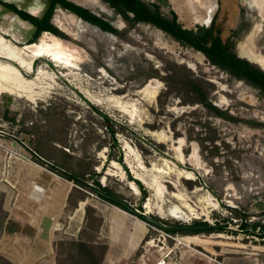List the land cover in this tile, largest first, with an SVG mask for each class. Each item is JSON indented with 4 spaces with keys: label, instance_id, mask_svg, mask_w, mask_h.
<instances>
[{
    "label": "rangeland",
    "instance_id": "1",
    "mask_svg": "<svg viewBox=\"0 0 264 264\" xmlns=\"http://www.w3.org/2000/svg\"><path fill=\"white\" fill-rule=\"evenodd\" d=\"M145 1L159 3L168 16L175 10L186 28L206 25L180 0ZM216 1L213 18L236 41L238 53L259 24L255 50L264 55V22L254 1ZM77 4L112 20L120 34L58 7L52 22L81 52L78 68L42 57L36 68L48 67L25 89L36 100L0 92V255L13 264H39L21 260L28 243L2 235L13 209H29L34 197L48 195L47 187L41 192L34 183L52 172L59 213L52 220L58 227L54 264H155L162 256L172 264H264L260 229L250 233L242 225L264 223V94L152 23L129 29L102 0ZM12 6L41 17L48 0H0V32L23 46L36 28ZM151 81V89L142 91ZM82 201L84 212L78 211ZM42 204L32 206L39 216ZM172 208L191 219L166 214ZM157 222L210 228L166 230ZM188 236L204 245L186 241ZM80 241L94 253L82 251Z\"/></svg>",
    "mask_w": 264,
    "mask_h": 264
},
{
    "label": "trees",
    "instance_id": "2",
    "mask_svg": "<svg viewBox=\"0 0 264 264\" xmlns=\"http://www.w3.org/2000/svg\"><path fill=\"white\" fill-rule=\"evenodd\" d=\"M116 15L122 16L128 23L129 29H133L138 23H152L172 35L183 44L189 45L194 49L201 51L212 64L220 67L221 69L229 72L231 75L238 79H242L251 85L259 88L264 94V69L255 62L242 57L236 49V41L232 36H224L222 26L217 22V15L213 18L209 25H198L196 28L184 27L175 10H171V16L166 15L161 10V5L157 2H147L145 0H102ZM2 2V1H1ZM7 5L6 2H2ZM62 7L85 21L100 27L104 31L111 32L115 35L120 34V30L116 28L112 20L102 17L90 9L78 5L71 0H48V6L44 14L39 17L32 15L25 9H19L17 6H12V10L19 15L20 18L32 23L35 28V36L28 43L36 42L38 37L45 31L51 32L55 35L62 37L60 30L53 24L52 18L56 8ZM51 64V63H50ZM206 106L209 107L216 114L225 115L210 101H204ZM96 108L95 106H92ZM111 125V120L107 122ZM112 126V125H111ZM68 178H78L77 176H67ZM96 184L103 189L100 181L95 180ZM96 190V189H95ZM243 228L247 229L250 233L256 232L264 223H249L248 221L242 223ZM2 229V228H1ZM0 229V230H1ZM260 237L264 235L258 231ZM82 251L87 252L89 255L94 253L93 247L85 242L78 243ZM0 259L9 264H13L6 257L0 255Z\"/></svg>",
    "mask_w": 264,
    "mask_h": 264
},
{
    "label": "bare ground",
    "instance_id": "3",
    "mask_svg": "<svg viewBox=\"0 0 264 264\" xmlns=\"http://www.w3.org/2000/svg\"><path fill=\"white\" fill-rule=\"evenodd\" d=\"M75 1L77 3H84L86 0ZM253 1L264 22V0ZM180 2L184 5L183 8H187L190 14L193 15L194 20L202 24L210 23L217 9L216 0H180ZM176 10L178 11L177 8ZM178 13L180 14L179 11ZM72 17L74 18L76 16L72 14ZM259 29L260 26L258 24L252 29L253 31H251L245 41L239 43L238 47L242 56L249 57L264 68V55L254 52L252 48L253 38L258 34ZM42 57L49 59L52 61L51 63L54 62L53 65L56 64L59 67L78 68V63L83 56L73 42L48 31L42 33L36 42L26 43L23 46L17 45V43L5 37V33L0 32V92L8 91L17 94V96H25L32 101L36 100L35 95L26 93L25 89L32 88L36 85L35 82L41 78V69L48 67L47 63L42 65L39 63L36 68L35 64L37 60ZM191 67L194 68L192 65ZM31 72L35 74L34 77H28L26 75ZM151 83H154V81H151L142 91H149L151 89ZM131 185L134 189L136 188L133 183ZM84 206L85 201H82L78 211L84 212ZM115 209L117 211H124L118 206H115ZM166 214L184 221L191 219V217L187 216L180 209H169ZM185 240L191 241V243H202L204 245L196 237L188 236Z\"/></svg>",
    "mask_w": 264,
    "mask_h": 264
},
{
    "label": "crops",
    "instance_id": "4",
    "mask_svg": "<svg viewBox=\"0 0 264 264\" xmlns=\"http://www.w3.org/2000/svg\"><path fill=\"white\" fill-rule=\"evenodd\" d=\"M41 179H45V182L39 181L38 184L36 182L34 186L39 188L41 192H46L45 188L47 187L49 190L48 195L44 196L40 193L38 197H34V201L28 206L29 209H23V211L13 209L6 222L2 240L10 239V237L19 238L29 244L28 254L23 256L21 260H37L39 264H54L57 258L55 254V234L58 227L53 222L56 219L53 220V217H59L58 211L55 212L54 210L57 196L55 197L56 194H53V185L56 179L52 172L45 173ZM43 201L45 209L42 212L44 213L39 216L32 206L34 203L43 205ZM4 242L7 244V241Z\"/></svg>",
    "mask_w": 264,
    "mask_h": 264
},
{
    "label": "water",
    "instance_id": "5",
    "mask_svg": "<svg viewBox=\"0 0 264 264\" xmlns=\"http://www.w3.org/2000/svg\"><path fill=\"white\" fill-rule=\"evenodd\" d=\"M209 24L210 23H208L206 25H209ZM256 47H257V44L255 42V39L253 38V47L252 48H254V50H255ZM255 52L261 53V51H256V50H255ZM242 57H245V56H242ZM245 58H247L248 60H250L252 62H255L252 59H250L249 57H245ZM48 61L49 62H52L49 59H48ZM261 68L264 69L262 66H261ZM97 192H98L99 195H101L102 197L106 198L107 200H109V201H111V202H113V203H115L117 205H120V206L128 209L129 211H131L133 213L138 212V210L134 209V207L132 205H130L128 202L123 201L122 199H120V198H118V197H116L114 195H111L110 193H108L106 191H102V190L97 189ZM157 223L161 227H163L164 229H166V230L198 231V230H201V229H209L210 228L209 226H205V225H196V226H193V225H183V226H178V227H170V226H168V225H166L164 223H161V222H157ZM260 232H261L262 235H264V227H261L260 228Z\"/></svg>",
    "mask_w": 264,
    "mask_h": 264
},
{
    "label": "built area",
    "instance_id": "6",
    "mask_svg": "<svg viewBox=\"0 0 264 264\" xmlns=\"http://www.w3.org/2000/svg\"><path fill=\"white\" fill-rule=\"evenodd\" d=\"M155 264H172V262L167 256H162L161 258L157 260Z\"/></svg>",
    "mask_w": 264,
    "mask_h": 264
},
{
    "label": "flooded vegetation",
    "instance_id": "7",
    "mask_svg": "<svg viewBox=\"0 0 264 264\" xmlns=\"http://www.w3.org/2000/svg\"><path fill=\"white\" fill-rule=\"evenodd\" d=\"M62 8V7H61Z\"/></svg>",
    "mask_w": 264,
    "mask_h": 264
}]
</instances>
